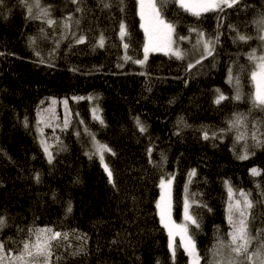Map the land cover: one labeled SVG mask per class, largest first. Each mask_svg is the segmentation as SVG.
I'll use <instances>...</instances> for the list:
<instances>
[{
  "label": "trees",
  "instance_id": "16d2710c",
  "mask_svg": "<svg viewBox=\"0 0 264 264\" xmlns=\"http://www.w3.org/2000/svg\"><path fill=\"white\" fill-rule=\"evenodd\" d=\"M108 2L112 6L105 9L100 0H83L84 12L77 13L71 0H40L42 6L52 7V18L58 21L68 14L81 19L79 29L73 30L86 35L87 41L75 44L69 37L59 48L52 37H58L60 29L53 32L42 21L30 19L21 0L0 5V215L7 222L0 241H9L4 250L18 254L29 229L47 227L68 234L60 247L54 242L50 264H189L179 241L173 261L157 209L160 181L169 176L175 177V221L183 220L187 196L191 216L200 224L199 229L190 224L189 233L201 264L212 260L217 239L226 240L231 231L225 181L235 193H250L248 231L253 238L259 231L264 240V147H256L251 139L253 126L264 133V109L252 103L253 64L246 55L252 49L260 55L264 48L258 38L264 0H240L199 18L167 0L161 11L178 25L177 35L188 36L191 27L206 35L220 33L213 56L190 72L186 63L199 57L192 47L194 33L191 43L180 44L188 53L186 60L155 52L144 65L135 64L132 60L143 59L145 43L137 0ZM121 21L129 33L123 42ZM41 27L49 38L33 47L29 37L38 36ZM101 33L105 46L94 47ZM238 34L251 39L239 41ZM123 43L129 44L126 52ZM125 54L132 60L125 61ZM230 67L240 77L239 101L232 98L235 88L227 83ZM217 88L228 97L219 105L214 103ZM89 96L96 99L103 124L94 118ZM52 99L68 100L70 119L67 127L44 128L54 154L50 164L36 126L38 111ZM236 114L247 117L248 159L238 158L244 142L236 141L235 129L228 130ZM137 117L146 132L139 131ZM203 130L209 139L203 138ZM213 132L216 138H211ZM93 136L115 152L103 155L115 187L98 155L91 152ZM252 168L260 175H252ZM193 169L196 174L189 182ZM255 247L253 239L250 251Z\"/></svg>",
  "mask_w": 264,
  "mask_h": 264
},
{
  "label": "snow or ice",
  "instance_id": "6c2138e0",
  "mask_svg": "<svg viewBox=\"0 0 264 264\" xmlns=\"http://www.w3.org/2000/svg\"><path fill=\"white\" fill-rule=\"evenodd\" d=\"M83 0H71V3L76 5L75 11L77 13H83L84 9L80 6ZM176 3L185 11L191 13L195 17H200L203 13L212 11H223L224 7H233L238 4L240 0H175ZM24 7L27 8L28 17L32 20H40L53 32L57 28L60 29V35L53 36L52 39L55 42V48H59L60 43L66 39H71L75 44H83L87 41V36L84 34L77 35V31L73 30V26L78 30L80 27L81 19H75L72 14L64 16L61 20H56L52 18V7L42 6L40 0H21ZM100 3L105 9L110 8L112 5L108 0H100ZM119 3L123 5L124 0H119ZM139 7V16L142 21L141 28L144 29L146 36V43L143 46V59L132 60V57L125 56L123 59L125 61L132 60L135 64L144 65L148 60L149 52H164L166 55L173 57L177 60H186L188 53L180 47V44L188 40L191 43L192 34H195V43L192 45L193 50H199V57L195 59L194 62L189 61L186 63V71L190 72L192 68L196 65L201 64V62L207 57L213 56L216 45L220 42V33L217 32L213 35H206L202 30L197 27H191L188 29V36H179L176 34L177 24L175 22H170L164 18V14L161 8L166 5L167 0H160V7L157 6V0H137ZM5 0H0V5H4ZM123 11V8H121ZM82 18V17H81ZM260 32L259 39L264 42V17H261L260 21ZM119 36L123 42L126 37L129 36L127 31V25L121 21L119 25ZM175 37V39H174ZM48 32L44 27L39 29L38 36L29 37V43L33 47H38V40L48 39ZM239 41L246 42L251 39V37L238 34L236 37ZM105 46V37L101 33L96 40L94 47L103 48ZM123 48L125 52L129 48L128 43H123ZM55 50V49H54ZM38 57L41 55L39 51L35 53ZM53 53H49L52 55ZM247 57L249 61L253 64V70L251 72V78L256 84V91L252 97V103L254 106H258L264 109V48L261 49V54L257 55V50L252 49L248 52ZM41 63H44V59H40ZM76 69H73L75 71ZM243 70L242 68L240 69ZM227 83L235 88V95L232 97L234 100H241L242 95L240 91V77L239 75H233V69L230 67L227 71ZM217 96L214 103L219 105L222 101L227 100L228 97L219 89L216 90ZM73 99H84V97H74ZM87 99L91 100L93 97L89 96ZM43 103V101L41 102ZM56 101L53 100L52 104L55 105ZM65 107L67 108L68 101L65 99L63 101ZM51 113L52 109L44 110ZM99 110L93 109L94 118L98 119L101 124L104 123L103 119L95 115ZM38 116H41V120L37 122V128L40 129L41 125L45 123L43 113L38 111ZM136 125L140 132H146L147 128L145 125L136 118ZM25 126H27V120H25ZM64 126H68V119L65 117ZM236 130V141H243L244 151L238 157L239 159H248V144L247 140L249 138L247 117L243 114H236L232 120L228 122V130ZM87 131V130H85ZM224 130H221L223 133ZM79 135V133H77ZM218 133L213 132L211 138H216ZM264 136V133L260 132L258 128L253 126V131L251 132V139L256 147H264V139L260 137ZM203 138L205 140L209 139V133L207 130H203ZM95 151L92 154H99L100 159L103 161L104 152H108L111 155H115L105 144H101L95 141V137H92ZM43 152L46 154L48 163H52L54 160V154L50 151V146L47 144L46 140L41 137L39 141ZM59 144V141L57 140ZM152 149H148V155L151 156ZM163 156V154H161ZM91 158V155H90ZM166 159V157H164ZM151 162V161H150ZM107 175L109 177V183L113 184L115 187V182L113 181V173L108 165H104ZM252 175H260V171L256 168H252ZM196 174L195 169L189 173V182H191V177ZM175 177L171 176L167 181V184L171 185L172 180ZM35 180L37 183L40 182V174H35ZM228 194V208H227V221L231 228V231L227 233V239L218 238L217 243L213 246L212 260L208 264H264V240L260 239V233L258 231L257 236L253 238L248 231V217L250 209L252 208V202L248 198L250 193L244 192V190H239L235 193L231 185L225 181ZM165 186V181L161 180V187ZM185 191L187 192V186H185ZM240 198L237 199L236 196ZM264 195V193H262ZM162 203H158L157 207L160 209V221L161 224L168 230L169 237L172 238L175 235H179L181 239V247L187 253L189 257L192 258L191 264H200V256L196 248V242L192 236L187 235L186 225H175L170 219V201H165V197H161ZM189 201L187 196L184 201V216L185 221L190 222L194 225L196 229L200 228V224L197 219L189 214ZM206 207V205H205ZM210 210V209H209ZM71 206L68 207V212H71ZM6 218L4 215H0V230L6 227ZM68 239L67 233H61L59 231H54L51 228H37L29 229V238L22 242V247L19 249V254H5L4 244L9 243V241H0V264H3L5 260L9 261L10 264H33L34 261H42L43 264H50L53 256V246L55 242V247H60L64 240ZM253 239L256 240V247L250 251L253 244ZM169 247L171 249V257L173 261L176 255V246L170 240ZM83 249H81L82 251ZM76 253H73L75 255ZM59 257H57V260Z\"/></svg>",
  "mask_w": 264,
  "mask_h": 264
},
{
  "label": "rangeland",
  "instance_id": "374dc122",
  "mask_svg": "<svg viewBox=\"0 0 264 264\" xmlns=\"http://www.w3.org/2000/svg\"><path fill=\"white\" fill-rule=\"evenodd\" d=\"M138 12H139V7H138ZM141 23H142V21H141ZM143 31H144V29H143ZM144 35H145V32H144ZM145 43H146V36H145ZM151 53H155V52L150 51L149 52V55ZM149 55H148V57H149ZM253 83H254V93H255V91H256V84H255L254 81H253ZM53 100L56 101L55 105L52 104V101ZM63 101H64V99H61V100L52 99L51 102L49 101L44 107L41 108V111L40 112L43 113V116H44V119H45V123L41 125V128L40 129H38L37 126H36V131H37V134H38L39 139H41L42 136L45 139L43 132H44V128L46 126H54V125H58V124H64L65 117H67V119L69 121V119H70L69 116H68V114L70 113L69 102H68L67 108H66L65 105H64V103H63ZM91 101H92L91 111H92V114L94 116L93 109H98L99 110V107H98V104L96 102V99L93 98V99H91ZM49 108L52 109V112L51 113L44 111V110L49 109ZM95 115L100 116V110L97 113H95ZM39 120H41V116L38 117V121ZM47 144H48V142H47ZM94 151H95V147H94V143H93L91 152L94 153ZM96 155H98V157L100 159V155L99 154H96ZM100 161L102 162L103 166L106 164V162L104 160V157H103V161L101 159H100ZM170 177L171 176L163 178V180L165 181V186L163 188L161 187V181H160V185H159L160 186V195H159V199H158L157 205H158V203H162V201H161V197L162 196L165 197V201H170V219H171V221L174 222L175 225H186L187 226V230H188L187 231V235L191 236L190 233H189V226H190L191 223L185 221L184 212H183V220L181 222H176L175 219H174V217H173V181L174 180H172V183H171V185L169 187V185L167 184V181L170 179ZM236 193H238V192H236ZM236 198L239 199L240 197L237 195ZM188 201H189V199H188ZM189 205H190V201H189ZM157 209H158V213H159V217H160V209L158 207H157ZM189 214L191 215V213H190V207H189ZM166 231L168 233V230L167 229H166ZM168 236H169V234H168ZM170 240L174 244H175L176 241H179L180 244H181V239H180V236L179 235H175L172 238L169 237V243H170ZM4 252H5L6 255L9 254V253L12 254L11 252H6L5 250H4ZM18 254H16V255H18ZM191 261H192V258L189 257V264H191ZM3 264H10V262L7 261V260H5L3 262ZM33 264H43V262L42 261H34ZM200 264H201V261H200Z\"/></svg>",
  "mask_w": 264,
  "mask_h": 264
}]
</instances>
